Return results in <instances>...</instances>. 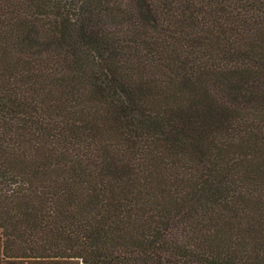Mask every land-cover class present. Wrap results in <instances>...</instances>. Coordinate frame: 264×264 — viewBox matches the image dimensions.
Listing matches in <instances>:
<instances>
[{
  "label": "trees",
  "instance_id": "1",
  "mask_svg": "<svg viewBox=\"0 0 264 264\" xmlns=\"http://www.w3.org/2000/svg\"><path fill=\"white\" fill-rule=\"evenodd\" d=\"M0 264H264V0H0Z\"/></svg>",
  "mask_w": 264,
  "mask_h": 264
}]
</instances>
